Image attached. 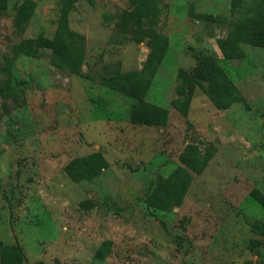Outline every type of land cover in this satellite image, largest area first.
Masks as SVG:
<instances>
[{
    "label": "rangeland",
    "instance_id": "rangeland-1",
    "mask_svg": "<svg viewBox=\"0 0 264 264\" xmlns=\"http://www.w3.org/2000/svg\"><path fill=\"white\" fill-rule=\"evenodd\" d=\"M251 1L154 0L166 47L152 73L145 40L113 28L126 0H6L0 82L17 94L0 96V241L22 264H264L251 195L264 197V46L228 43L226 57L218 43ZM55 35L63 57L42 45L10 56L22 38ZM206 56L242 100L215 107L198 73ZM107 75L164 107L165 123H130L135 98L104 86ZM94 152L107 166L71 180L65 164ZM167 184H184L181 196Z\"/></svg>",
    "mask_w": 264,
    "mask_h": 264
},
{
    "label": "trees",
    "instance_id": "trees-1",
    "mask_svg": "<svg viewBox=\"0 0 264 264\" xmlns=\"http://www.w3.org/2000/svg\"><path fill=\"white\" fill-rule=\"evenodd\" d=\"M126 1V7L120 9L115 14L113 28L116 34L126 36L136 43L145 40L148 53L141 65V70L148 67L152 68L153 73L155 68L154 63L161 59L166 47V38L162 34L156 32L151 23L149 8L154 0ZM238 2L239 0H231V6H235ZM251 2L252 4L248 8L249 14H244L227 31L226 37L218 40L219 47L226 57L231 54L228 43L236 44L243 42L254 46H264V33L257 29V18H261L259 24L264 19V5H261L264 0H252ZM6 12V0H0V18L6 15ZM40 45L61 57L65 56L68 50H70L68 43L57 35L44 40H41L40 37L22 38L9 45L10 56L15 57L19 54H29L35 47ZM4 60L7 63L10 61L8 57H4ZM199 62L200 67L198 73H205L208 82V90L206 93L208 98L215 104L216 108H227L232 103L242 100V96L239 94L238 90L231 81L225 77L222 70L216 66L212 58L206 56L204 59H199ZM84 77L87 78V76ZM115 80V75H107L103 84L107 88L128 94L135 98V101L128 106L127 110L128 121L130 123L146 125H162L165 123L167 111L164 107L143 100L140 93L138 94L131 90L133 86L124 87L117 84ZM146 85L147 84L144 83L142 86ZM142 88L145 89V87ZM15 94L17 93L14 92L11 85H8L7 81L0 82V96L2 98L13 97ZM2 106L5 107V103H3ZM4 110L7 109L4 108ZM106 166L107 162L104 157L99 152H94L84 157L72 159L65 164L64 171L71 180L78 181L91 178ZM165 190V195L169 196L170 192L176 190V192L179 193L178 196H181L184 190V184L179 186L178 190L175 186L167 184ZM251 195L264 208V197L259 195L256 191H252ZM168 196L166 198H168ZM144 201L151 206L147 195ZM156 204L161 205V203ZM157 205L154 206L160 208ZM262 243L264 245V238ZM22 260L23 254L20 247L15 244H4L0 241V264H22Z\"/></svg>",
    "mask_w": 264,
    "mask_h": 264
}]
</instances>
